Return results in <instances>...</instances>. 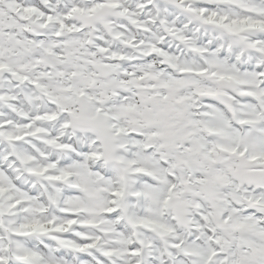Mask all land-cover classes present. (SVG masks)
Masks as SVG:
<instances>
[{"label":"snow or ice","instance_id":"6c2138e0","mask_svg":"<svg viewBox=\"0 0 264 264\" xmlns=\"http://www.w3.org/2000/svg\"><path fill=\"white\" fill-rule=\"evenodd\" d=\"M0 264H264V0H0Z\"/></svg>","mask_w":264,"mask_h":264}]
</instances>
